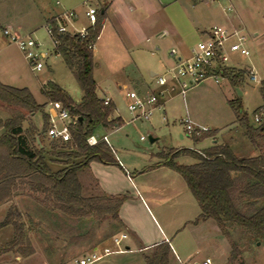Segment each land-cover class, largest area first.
Wrapping results in <instances>:
<instances>
[{
	"label": "rangeland",
	"instance_id": "1",
	"mask_svg": "<svg viewBox=\"0 0 264 264\" xmlns=\"http://www.w3.org/2000/svg\"><path fill=\"white\" fill-rule=\"evenodd\" d=\"M100 1L106 5L107 19L95 47L94 77L100 86L99 94L105 96L106 92L113 98L116 114L125 121L109 135L116 156L122 157L126 165L128 159L130 163L142 164L149 162L154 152H158L157 157L163 161L159 153L173 154L180 149L203 151L216 144H227L239 157L261 154L239 125L237 113L229 101L237 100L242 104L252 126L264 124V112L258 113L260 121L256 120L255 112L264 105V0H115L113 4L112 0ZM88 3L89 0H0V81L6 85L28 87L39 103L46 102L42 85L54 81L74 100H80L83 91L71 69L55 52L48 20L60 11L75 9L78 16L73 26L69 24V29H80L88 24L85 16ZM229 5L232 10L227 9ZM228 18H238L237 21L244 26L245 45L250 50L248 57L235 54L232 58L231 65L236 71L246 69L242 82L236 86L227 77L220 79L219 83L208 78L190 87L185 96L180 95L178 89L169 92L164 97L163 108L156 109L149 120L134 118L128 109L126 94L139 91L135 81L139 74L150 70L163 73L161 58H172V48L192 49L207 37L210 28L224 25ZM8 27L41 44L40 51L47 53V57L42 59L40 71L32 70L24 52L4 34L3 30ZM147 38H150L149 42ZM250 68L257 72L259 81L250 79ZM238 88L244 91L242 95ZM2 115L5 110L0 108V117ZM187 119L195 127L210 129L215 135L201 140L189 136L184 122ZM2 132L0 130V137ZM103 134L99 130V135ZM150 137L157 140L151 142ZM45 138L47 162L53 171H58L62 165L54 162L50 151L54 142L48 135ZM32 143L35 145L34 141ZM57 145L64 146L60 142ZM176 160L186 165L195 161L189 154H180ZM13 197L6 201L9 203L6 208L15 207L23 213L26 239L39 252L34 258L18 264H40L42 260L47 263L41 264H59L65 259L64 254H67L68 264H75L80 251L72 252V246H81L88 239L101 244L99 249L102 250L103 245L111 244L114 235L124 233L110 216L69 217L52 205L47 207L38 199L42 196L28 188L16 192ZM9 226L0 233V245L13 239L14 229ZM232 239L241 251L235 264H264V234H254L238 226L233 229ZM227 243L230 245L229 240ZM229 250L227 255L216 260V264H229L231 245ZM150 251L113 254L93 264H107L109 261L146 264L145 256ZM18 253L19 248L15 247L11 255L14 257ZM199 258L200 255L195 259ZM172 263L179 264L174 260Z\"/></svg>",
	"mask_w": 264,
	"mask_h": 264
},
{
	"label": "trees",
	"instance_id": "2",
	"mask_svg": "<svg viewBox=\"0 0 264 264\" xmlns=\"http://www.w3.org/2000/svg\"><path fill=\"white\" fill-rule=\"evenodd\" d=\"M105 18L106 7L99 10L97 21L87 28L85 36L59 32L56 17L48 20L53 27L55 52L71 69L83 91L81 100L76 102L54 81L41 87L48 102H61L72 116L78 117L71 128L72 140L60 142L64 144L61 147L57 145L59 141L53 140L50 146L54 162L61 164L62 169L53 171L47 162L46 147H41L42 142H37L34 132L23 130L27 114L41 112L44 130L47 131L50 116L44 111L45 104L38 103L29 88L6 85L0 81V104L12 113L11 118L0 119V128H4L0 137V205L16 192L28 188L32 193L40 194L42 197L38 199L47 207L52 205L69 217L110 216L121 224L119 209L126 196L105 194L90 169L92 161L117 165L119 162L106 141L93 146L87 142V138L99 127L114 129L124 124L121 117H112L116 105L112 101L105 104L104 98L97 93L94 77V49ZM224 74L233 85L238 86L246 70L226 68ZM229 102L237 113L239 125L261 154L239 157L227 144H216L203 151L180 149L173 154L159 153L163 161L144 170L167 166L183 176L201 207L196 221L212 218L217 222L230 241L229 264H235L241 251L232 239L233 229L241 226L254 234H264V124L252 126L242 104L237 100ZM255 112L256 116L263 113L264 105ZM79 117L83 119L79 120ZM214 135L215 132L209 129L201 136L193 137L201 140ZM180 154L192 155L196 161L190 165L181 164L176 160ZM3 225H12L14 236L0 251L18 247L24 254L33 252L30 240L26 239L22 214L17 208L10 207ZM150 249L145 256L146 264H173L174 253L169 242H160Z\"/></svg>",
	"mask_w": 264,
	"mask_h": 264
},
{
	"label": "crops",
	"instance_id": "3",
	"mask_svg": "<svg viewBox=\"0 0 264 264\" xmlns=\"http://www.w3.org/2000/svg\"><path fill=\"white\" fill-rule=\"evenodd\" d=\"M114 1L115 0H112L111 4H113ZM130 9H133L132 6ZM62 12L63 11L56 13L55 17L60 15ZM106 19L107 16L105 21ZM237 20L238 18H228L224 25L236 27L241 24ZM256 34L257 33L254 32V35ZM147 41L149 42L150 38H147ZM155 49L158 50L159 46L156 45ZM178 51L184 57H187L190 54L189 48L182 50L179 49ZM234 55L235 54H233L232 57H234ZM161 62V68L165 70L166 67L173 63V57L167 58L163 56L161 58ZM155 74L156 71L154 70H150L149 73L148 71H145L144 73L141 72L139 74V78L135 80L138 87H140L138 91L139 93L146 94L150 91V89L154 88ZM99 88L100 86L97 83L98 95L102 98H110L115 104L113 98L106 92L105 96H101L99 94ZM243 92L244 91L242 90V93ZM47 100L48 99L46 98V102L40 104H45L44 111L50 116V125L54 118L52 109L50 108L51 102H48ZM80 100L75 101L79 102ZM0 108L5 110V115H2L0 119L7 120L11 118L12 113L9 110L2 106H0ZM112 117L122 118V116L117 115L116 112H114ZM118 128L120 127H116L114 129L99 127L95 134L99 135V130H102L104 134H108V141L110 145L109 135ZM0 130L4 131V128H0ZM23 130L25 132H34L37 142H42L41 147H45V136L47 135V131L44 130L42 113L40 116H38L37 113L27 114L26 119L23 122ZM3 133L4 132H2V134ZM156 140L157 139L155 138V141ZM114 153L116 156L115 150ZM157 154L158 152L152 153V156L149 158V162L142 164L130 163V160L128 159L127 165L129 166L126 165V162H124L122 157L120 158L118 156H116V158L119 165L104 164L99 161H92L90 164L91 173L97 179L101 190L105 194L126 196L125 201L119 209L121 224L118 225L121 226L124 233L128 234L125 244L129 250L117 254L144 252L160 242L167 241L172 247L174 261L179 264H199L200 261L202 262L207 257L212 258L213 264H216V260L221 255H227L230 251V245L227 243V237L214 219L209 218L206 220L196 221L201 214V207L189 189L187 182L180 173L167 166H154L149 170H144L146 167L153 166L161 161L157 157ZM12 199H14V197H12ZM7 204L9 203L5 202L0 205V233L8 230L10 227L9 225L1 226L9 211V209L6 208ZM20 213L23 216L21 211ZM9 242L10 240L1 244L0 248L3 249ZM99 245L101 244H94L92 240L88 241V239H85L81 246L80 244L72 246V252L80 251L79 258H81L84 255H88L93 249H99ZM31 246L33 247L32 243ZM103 246L113 247V240L110 245L105 244ZM11 254V249L1 250L0 264L23 263L24 261L37 256L39 252H37L36 248L33 247L32 253L24 254L19 250L18 255L13 257ZM64 255L62 256H64L65 259L60 261L59 264H68L66 261L67 254ZM112 255L113 254L109 256ZM199 255L200 261L195 259ZM41 263H47V261L42 260ZM117 263V261L107 262V264Z\"/></svg>",
	"mask_w": 264,
	"mask_h": 264
},
{
	"label": "built area",
	"instance_id": "4",
	"mask_svg": "<svg viewBox=\"0 0 264 264\" xmlns=\"http://www.w3.org/2000/svg\"><path fill=\"white\" fill-rule=\"evenodd\" d=\"M219 1V0H212ZM231 2L232 0H228ZM89 5L85 11L88 24L80 29H69V24L73 26L77 18L75 9H66L60 15L56 16L58 31L63 33H80L82 36L87 34V28L93 25L97 19L99 10L105 7L100 0H89ZM228 10L233 7L229 5ZM4 34L15 42L29 59L33 71H40L43 68L42 59L47 57V53L40 51L41 44L31 36L22 37L20 34L12 31L9 27L3 30ZM49 32L52 36L53 27L49 25ZM207 37L200 41L196 46L190 49L187 57L182 56L178 49L172 48L170 51L173 57V63L166 67L163 73L155 74L154 88L148 93L142 94L137 91L127 92L129 99L128 109L134 115V118L149 120L156 109H162L164 106V97L178 89L179 94L186 95L187 90L199 84L200 82L213 78L216 83L226 76V68H234L231 65L232 55L239 54L242 57H248L250 50L245 45L246 36L242 24L234 27L226 25H215L207 33ZM248 75L252 81H259L258 74L254 68L248 70ZM110 98L105 97L104 102L108 104ZM51 109L54 120L51 121L47 135L55 141L69 142L72 140L71 128L78 121L77 116H72L69 109L61 102H51ZM256 120H261V115L256 116ZM186 132L189 136H201L203 131L209 129H199L195 127L190 120L184 121ZM145 138L142 137V140ZM101 141H108V134H92L87 138L89 145H97ZM127 233L116 234L113 237V247H104L102 250L95 248L88 255L75 259V264H93L100 259L111 254L123 253L128 251L125 240ZM199 264H213L212 258L207 257Z\"/></svg>",
	"mask_w": 264,
	"mask_h": 264
},
{
	"label": "water",
	"instance_id": "5",
	"mask_svg": "<svg viewBox=\"0 0 264 264\" xmlns=\"http://www.w3.org/2000/svg\"><path fill=\"white\" fill-rule=\"evenodd\" d=\"M238 91H239L240 95H242V90L240 88H238ZM82 119H83L82 117H79V120H82ZM150 141L151 142H154L155 141V138L150 137Z\"/></svg>",
	"mask_w": 264,
	"mask_h": 264
}]
</instances>
